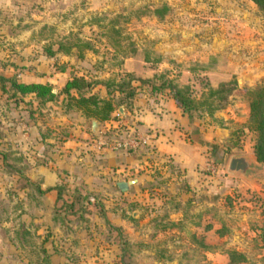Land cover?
I'll list each match as a JSON object with an SVG mask.
<instances>
[{
    "label": "crops",
    "instance_id": "obj_1",
    "mask_svg": "<svg viewBox=\"0 0 264 264\" xmlns=\"http://www.w3.org/2000/svg\"><path fill=\"white\" fill-rule=\"evenodd\" d=\"M217 8L222 14H232L234 21L160 22L152 46L123 58L122 70L134 79L130 80V97L115 107H122L119 116L115 109L110 118L98 120L66 107L61 88L72 75L89 80L88 91L98 97L122 96L111 86L118 80L114 73L95 70L87 54L70 68L55 70L38 63L30 71L16 72V79L27 76L48 82L58 100L37 103L33 92L17 93L12 99L0 89V264H196L192 251L200 249L207 260L213 257L212 245L198 246L193 241L198 235V214L169 212L166 219L180 227L155 226L159 216L143 206L156 198L151 188L158 183L154 181L157 173L162 187L176 185L180 197L197 202L196 188L213 182L207 155L215 149L214 141L227 133L225 126L214 132L206 111L199 114L177 106L168 84L183 86L203 75L211 87L235 82L247 88L264 76L261 32L247 11H252L253 4L218 0ZM2 32L0 25V37ZM2 46L0 42V59L7 56ZM7 74L4 70L3 75ZM235 97L230 94L222 110L212 113L230 128L243 121L237 114L240 99ZM54 109L59 115L53 118ZM92 119L98 121L96 134L90 129ZM118 122L141 134L145 142L130 150L94 148L93 138ZM55 123L62 124V129L55 131ZM120 179L134 181L121 191L115 184ZM8 185L12 186L10 194ZM73 189L85 197L69 206L73 196L64 191ZM92 190L108 195L102 210L86 201L93 196ZM129 190L130 195L126 194ZM204 191L198 192L203 196ZM206 228L202 230L211 227ZM166 234L180 238L174 251L161 241L158 246L163 248L153 245Z\"/></svg>",
    "mask_w": 264,
    "mask_h": 264
},
{
    "label": "rangeland",
    "instance_id": "obj_2",
    "mask_svg": "<svg viewBox=\"0 0 264 264\" xmlns=\"http://www.w3.org/2000/svg\"><path fill=\"white\" fill-rule=\"evenodd\" d=\"M229 1L237 3L242 0ZM248 1L253 4L252 11L247 9L248 15L257 24L258 33L261 32L259 36L264 51V12L251 0ZM181 3L185 6L180 7ZM217 5L218 0H0V25L3 31L0 42L7 54L4 59H0V84L5 86L0 88L1 93L14 98L5 78H15L16 72L30 71L38 63L42 66L48 64L49 68L55 70L70 68L78 61L84 60L83 54H87V62H90V66L95 70L113 72L118 78L117 84L121 80L134 79L129 72L122 70L123 58L143 46H152L154 36L159 32L160 22L181 19L200 23L216 20L233 22V15L222 14ZM191 8L196 10L191 14L187 13ZM151 55L152 58L156 57L154 53ZM4 70L7 71V76L3 75ZM195 77L194 81L180 86L186 87L188 95L197 103V107L193 108L194 113L200 114L209 109V126L212 124L214 132L217 133L218 127L221 126H225V131L227 130L221 140L214 141L216 147L207 155L208 166L213 168V171L209 170L208 175L212 177L213 182H209L206 187L199 185L195 194L198 200L191 203L186 200L187 197L182 198L176 193V185L171 188L162 187L161 174L157 173L154 181L158 183L151 188L156 198L154 202L142 206L145 210L149 206L151 211L159 216L155 226L164 224L173 228L180 227L178 224H170L171 221L166 219L169 212L198 214V235L193 241L198 246L204 243L212 245L215 254L207 260L201 249L193 250L196 264H229L228 252L231 250L241 253L244 260L230 264H263L264 247L259 232L264 220V163L263 168L250 178L230 173L226 164L233 154L247 155L260 163L253 153L255 132L248 128V101L251 90L264 81V76L247 88L243 85L238 87L235 82L231 85L228 82H219L211 87L203 75ZM215 88H218V91L212 93L211 89ZM124 90L121 91L122 94ZM230 94H235V98L240 99L241 105L237 114L243 118V121L236 123L239 126L234 128L227 127V123L223 124L221 118L212 115L222 110L229 101ZM54 98L58 100L57 95L52 99ZM39 112L44 118V112ZM58 115V110L54 109L53 118ZM54 125L58 127L55 131L62 129V124ZM85 140L87 139H81L83 143ZM216 150L219 159L213 156ZM11 187L7 186L8 194L12 190ZM202 188L207 190L203 196L198 192ZM91 192L96 209L102 210L103 200H109L108 195L101 191ZM64 193L71 194L69 191ZM126 194L130 195V190ZM128 205L130 209V203ZM110 206L108 203V208L112 209ZM206 226L211 228L203 231L202 228L205 229ZM158 238L153 241L155 247L163 248L158 246L163 242L168 244L167 249L172 251L174 245L180 241L179 236L172 234ZM172 253L170 251L168 254Z\"/></svg>",
    "mask_w": 264,
    "mask_h": 264
},
{
    "label": "trees",
    "instance_id": "obj_3",
    "mask_svg": "<svg viewBox=\"0 0 264 264\" xmlns=\"http://www.w3.org/2000/svg\"><path fill=\"white\" fill-rule=\"evenodd\" d=\"M255 3L260 10L264 12V0H251ZM5 81L9 83L10 94L15 95L17 93L24 94L33 92L37 103H42L47 100H51L54 97V93L51 91L50 84L48 82H41L37 79L32 80L27 76L22 79H16L14 77L5 78ZM130 80H121L118 84L116 83V90L124 92L122 96H105L98 97L95 93L88 91L90 81L85 79L82 75H72L70 78L64 81L61 90L66 96V107H75L81 110V113L85 117H94L98 120H105L110 118L112 111H115L117 104L124 101V97H130L133 90L129 86ZM110 85V83L108 84ZM170 87L171 95L177 106L183 110L189 111L197 107V103L192 97L188 95L186 87H180L175 84H168ZM73 90L75 93H71ZM218 91V88L211 89L212 93ZM248 128L255 132V139L253 142V153L256 160L264 162V81L257 84L250 92V98L248 101ZM209 112V109H207ZM112 129L108 128L106 136L109 137ZM130 150V149H128ZM213 156L220 158L217 152L213 153ZM60 194V188H57ZM73 196L71 203L66 205L72 206L74 201L80 202L85 195L81 194L77 189H73L71 192ZM263 211H264V200H263ZM260 239L264 247V220L260 225ZM230 259L229 264L232 262L243 261L244 257L241 253L231 250L228 252ZM251 264V263H246ZM264 264V256H263Z\"/></svg>",
    "mask_w": 264,
    "mask_h": 264
},
{
    "label": "built area",
    "instance_id": "obj_4",
    "mask_svg": "<svg viewBox=\"0 0 264 264\" xmlns=\"http://www.w3.org/2000/svg\"><path fill=\"white\" fill-rule=\"evenodd\" d=\"M115 115L119 116V113L115 111ZM111 134L106 136V132H102L98 136L94 137L92 140V145L96 149L110 148V149H134L139 147L145 142V138L136 132L134 129L130 128L124 122H118L117 126L111 128ZM213 171V168H210ZM93 196L89 195L86 198L87 202L93 201Z\"/></svg>",
    "mask_w": 264,
    "mask_h": 264
},
{
    "label": "water",
    "instance_id": "obj_5",
    "mask_svg": "<svg viewBox=\"0 0 264 264\" xmlns=\"http://www.w3.org/2000/svg\"><path fill=\"white\" fill-rule=\"evenodd\" d=\"M118 113H122V107L116 109ZM98 128V121L96 119H92L90 122V129L93 134H96ZM262 163H257L255 160L250 158L247 155L243 154H233L231 155L226 164V169L232 174H238L245 178H250L253 174H255L258 170H261ZM134 179H120L115 182L117 188L121 191L126 190L128 185H130Z\"/></svg>",
    "mask_w": 264,
    "mask_h": 264
}]
</instances>
